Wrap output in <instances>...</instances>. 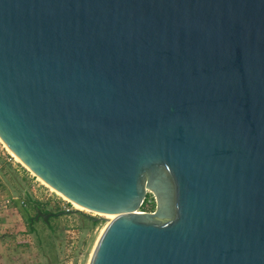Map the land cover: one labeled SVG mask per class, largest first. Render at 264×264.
Listing matches in <instances>:
<instances>
[{"label":"water","instance_id":"obj_1","mask_svg":"<svg viewBox=\"0 0 264 264\" xmlns=\"http://www.w3.org/2000/svg\"><path fill=\"white\" fill-rule=\"evenodd\" d=\"M0 141L89 264H264V0H0Z\"/></svg>","mask_w":264,"mask_h":264},{"label":"rangeland","instance_id":"obj_2","mask_svg":"<svg viewBox=\"0 0 264 264\" xmlns=\"http://www.w3.org/2000/svg\"><path fill=\"white\" fill-rule=\"evenodd\" d=\"M9 154L0 141V197L12 198L17 210V213L9 211L8 215L0 217V264H87L95 240L107 219L69 202L42 181L45 185L40 183L35 193L36 200L47 203L45 209L49 210L47 213L50 215L44 222L40 217L33 219V209H26L27 215L32 218L33 230L29 232L19 201L26 198L34 200L28 187L34 177H29V170L14 155H11L14 161H6ZM150 196L146 194L145 199ZM59 209L68 212L57 214ZM138 209L151 211L153 203H144ZM88 216L96 219L91 220ZM21 228H25L27 237L20 235Z\"/></svg>","mask_w":264,"mask_h":264},{"label":"built area","instance_id":"obj_3","mask_svg":"<svg viewBox=\"0 0 264 264\" xmlns=\"http://www.w3.org/2000/svg\"><path fill=\"white\" fill-rule=\"evenodd\" d=\"M6 161H9L10 159H13V157L9 154V157L8 158H5ZM14 161V159H13ZM29 173V177H34L33 180H30V182L28 183V187H29V191H30V194L32 193L35 197L33 198L35 201H37L36 198L37 196L35 195L36 191L39 190L38 187L40 185V182L37 180L36 176H34L30 171H27ZM31 197V196H30ZM25 202L23 199H21L19 201V206H24ZM16 207L13 206L12 204V198L10 197H5V196H1L0 197V217H2L3 215H8L10 212L9 211H12L14 213H17V210L15 209ZM17 226V225H15ZM18 229V228H16ZM17 231V230H15ZM27 231L25 230V228H21L19 230V233L20 235H25L27 237ZM27 241L30 243V240L29 238L27 239Z\"/></svg>","mask_w":264,"mask_h":264},{"label":"trees","instance_id":"obj_4","mask_svg":"<svg viewBox=\"0 0 264 264\" xmlns=\"http://www.w3.org/2000/svg\"><path fill=\"white\" fill-rule=\"evenodd\" d=\"M25 204L23 206V208L21 209V214H22V218H24L25 220V223H26V228L29 232H32L33 228H31V223H32V218L31 216H28L26 213V209L30 208V209H39L40 211L42 212H48L49 210L45 209L47 203H40V202H37L35 200H32L30 198H26L24 200ZM144 203H149L146 199H144V201L142 202V204ZM141 204V205H142ZM22 207V206H21ZM65 212H68V210H58L57 214H62V213H65ZM52 216V215H51Z\"/></svg>","mask_w":264,"mask_h":264},{"label":"bare ground","instance_id":"obj_5","mask_svg":"<svg viewBox=\"0 0 264 264\" xmlns=\"http://www.w3.org/2000/svg\"><path fill=\"white\" fill-rule=\"evenodd\" d=\"M8 149V148H7ZM9 151V150H8ZM10 152V151H9ZM11 153V152H10ZM11 155H13L12 153H11ZM15 159L17 160L18 158H16L15 157ZM18 161V160H17ZM23 165V164H22ZM24 166V165H23ZM25 167V166H24ZM37 178V180L40 182V183H43L38 177H36ZM44 184V183H43ZM45 185V184H44ZM52 189V188H51ZM72 203V202H71ZM77 205V204H76ZM77 206H79V205H77ZM80 207V206H79ZM82 208V207H81ZM97 214H100V215H103L106 219L109 217V216H112V215H115V214H113V213H97ZM103 228L104 227H102L101 228V230H100V232H99V234H98V236H97V239H98V237H99V235H100V233L102 232V230H103ZM97 239L95 240V243H96V241H97ZM95 243H94V245H95ZM93 245V246H94ZM93 250V249H92ZM91 253H92V251H91ZM91 253H90V256H91ZM90 256H89V259H88V262H87V264H89V260H90Z\"/></svg>","mask_w":264,"mask_h":264}]
</instances>
